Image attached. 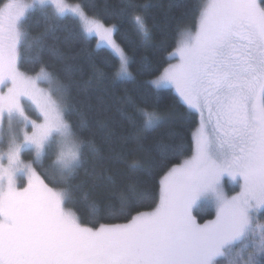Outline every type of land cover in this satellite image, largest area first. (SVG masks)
<instances>
[{
	"label": "snow or ice",
	"instance_id": "1",
	"mask_svg": "<svg viewBox=\"0 0 264 264\" xmlns=\"http://www.w3.org/2000/svg\"><path fill=\"white\" fill-rule=\"evenodd\" d=\"M148 7L135 0L75 5L0 0V143L7 145L0 152V264H264V223L259 221L264 215V0H199L195 31L179 30L168 54L179 62L152 75L151 64L142 58L137 74L151 77L147 83L153 91L173 87L183 111L160 115L159 97L147 89L141 93L142 108L131 96L119 98L133 109L125 116L136 141L165 119L183 126L193 110L199 114L192 155L160 178L156 206L131 215L151 193L130 178L116 203L103 208L95 199L87 203L91 220L106 215L126 223L88 227L69 207L78 187L72 181L84 167L86 153H98L99 147L86 137L83 120L76 124L70 119L77 109L69 88L43 63L46 51L56 55L46 48V38L64 21L78 20L82 35L70 36L94 38L97 48L107 52L106 68L118 61L113 79L128 82L135 77L130 57L114 39L119 25L104 21L130 17L146 41L151 35ZM32 17L43 29L35 35ZM123 39L135 44L126 35ZM21 63L40 69L30 76L20 71ZM29 110L38 118L32 119ZM138 114L143 117L139 123ZM156 150L157 161L132 160L130 168L150 176L155 164L183 155V141L173 133L169 142L158 140ZM25 153L32 154L27 163ZM110 159L121 163L126 156L113 153ZM37 169L45 176L51 169L53 175L46 182ZM226 175L239 184L236 195L225 192ZM25 177L27 183L20 187L18 181ZM100 182L116 186L103 170L94 178V185ZM209 204L215 206L216 218L199 224L194 212Z\"/></svg>",
	"mask_w": 264,
	"mask_h": 264
},
{
	"label": "trees",
	"instance_id": "2",
	"mask_svg": "<svg viewBox=\"0 0 264 264\" xmlns=\"http://www.w3.org/2000/svg\"><path fill=\"white\" fill-rule=\"evenodd\" d=\"M65 1L77 4L88 2V0ZM135 2L149 5L147 24L150 28V39L145 41L137 35L134 25L130 23V17L123 20L105 19L104 21L106 25H119V32L115 33L114 39L131 59L130 71L135 77L134 80L120 82L113 79L118 61L113 62L111 69L106 68L103 60L107 57V52L97 48L94 38H72L70 36L73 32L82 35V26L78 20L70 18L64 21V24L52 31L45 41L46 48L54 50L56 55L46 51L43 63L49 71L68 86L71 100L77 109L76 114L70 119L76 124L83 120L86 124V137L93 140L99 147L98 153H86L85 165L72 181L73 185L78 187L74 192L76 202L69 207L73 208L81 222L88 227H99L101 223L127 222L125 218L108 219L106 215L104 218L91 220L87 203L95 199L101 208L108 203H116L119 190L130 178L138 179L141 185L151 193L149 199L131 210V215L140 211L152 210L158 203L160 178L173 165L181 163L192 155V135L199 122L198 114L193 111L191 119L183 126H178L176 122L165 119L155 131L144 133L139 141L133 139L135 130L125 116V113H131L133 109L130 105H122L119 98L131 96L136 99L137 106L142 108L146 105L141 102V93L147 89L152 91L154 99L159 97L155 102L160 115H164L169 109L184 110L182 105H177L178 96L171 88H162L158 92L153 91L152 86L147 83L151 77L146 74H137V68L143 58L151 64L152 75H158L175 58L169 57L168 54L173 52L176 46V41L180 36L179 30H190L194 27L199 0H135ZM112 3H116V0H112ZM170 3L179 6L169 7ZM29 25L34 35L43 30L42 27L37 26L36 17L29 20ZM125 35L128 39L135 41V44L129 46L127 40L123 39ZM39 69L40 65L20 64V71L27 75H34ZM101 72L105 75L101 76ZM147 107L151 109L152 105H147ZM28 114L33 119L38 118L34 110H29ZM142 119L143 117L138 114L137 122L139 123ZM173 133H178L183 141V155L171 158L162 165L155 164L150 176L130 168L132 160H140L143 164H147L149 159L157 161L159 158L156 142L160 139L169 142L170 134ZM113 153L124 154L126 160L121 163L113 162L110 159ZM22 157L31 161L32 154L25 153ZM102 170L105 176L111 175L115 179V188L106 182L94 185V178ZM37 171L42 173V178H45L46 182L53 175L51 169L48 170L46 176L41 169ZM194 215L199 224H204V221L213 217L214 211L205 206L198 212H194ZM259 221L264 223V215L259 217Z\"/></svg>",
	"mask_w": 264,
	"mask_h": 264
},
{
	"label": "rangeland",
	"instance_id": "3",
	"mask_svg": "<svg viewBox=\"0 0 264 264\" xmlns=\"http://www.w3.org/2000/svg\"><path fill=\"white\" fill-rule=\"evenodd\" d=\"M24 2L25 3H31V0H24ZM66 2V1H65ZM67 4H69V5H75V4H77V3H69V2H66ZM81 24V23H80ZM81 26H82V29H83V25L81 24ZM189 31H192V32H194L195 31V25H194V27L193 28H191ZM173 57H175V56H173ZM179 61H178V57H175L172 61H170L168 64H175V63H178ZM167 64V65H168ZM166 65V66H167ZM165 66V67H166ZM163 70V69H162ZM161 70V71H162ZM36 74H34V75H30V76H35ZM41 88H44V89H48L49 87H48V84L47 83H41L40 85H39ZM169 88H171L174 92H175V89L173 88V87H169ZM4 91H6V88L5 89H3ZM176 93V92H175ZM194 111V110H193ZM36 112V111H35ZM37 113V112H36ZM38 114V113H37ZM198 114V113H197ZM29 115V114H28ZM30 116V115H29ZM31 117V116H30ZM198 117H199V114H198ZM32 118V117H31ZM33 119V118H32ZM199 120H200V118H199ZM198 126H199V122H198V125H197V127L195 128V130H194V132L196 131V129L198 128ZM6 127V126H5ZM193 132V133H194ZM6 149H7V145H6V143H1L0 144V152H4V151H6ZM22 159L27 163V162H29V160H25L23 157H22ZM5 163H6V161H5ZM182 163V162H181ZM26 183H27V178L25 177V178H23L22 180H19L18 181V185L20 186V187H23V186H25L26 185ZM222 183H223V185H224V189H225V192L229 195V196H232V195H236L237 193H239V191H240V186H239V184L237 183V181L236 180H233L231 177H228L227 175L225 176V177H223V179H222ZM240 183H242V181L240 182ZM208 208H212L213 209V211H214V215H213V217L212 218H210V219H208V220H206V221H204L203 223H206V222H209V221H212V220H214L215 218H216V208H215V206L214 205H206ZM151 211V210H150Z\"/></svg>",
	"mask_w": 264,
	"mask_h": 264
}]
</instances>
